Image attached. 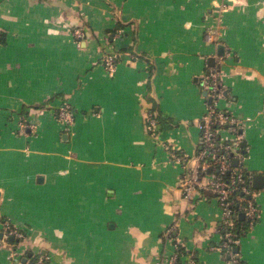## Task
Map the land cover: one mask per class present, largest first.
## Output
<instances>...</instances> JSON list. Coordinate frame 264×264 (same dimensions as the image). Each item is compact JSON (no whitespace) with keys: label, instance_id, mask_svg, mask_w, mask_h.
I'll use <instances>...</instances> for the list:
<instances>
[{"label":"crops","instance_id":"0c3cea01","mask_svg":"<svg viewBox=\"0 0 264 264\" xmlns=\"http://www.w3.org/2000/svg\"><path fill=\"white\" fill-rule=\"evenodd\" d=\"M223 1L0 0V264H226L215 196L178 185L217 69V105L242 121L244 168L262 176L240 262L264 264V0ZM4 219L24 235L10 241Z\"/></svg>","mask_w":264,"mask_h":264},{"label":"built area","instance_id":"2783aa9c","mask_svg":"<svg viewBox=\"0 0 264 264\" xmlns=\"http://www.w3.org/2000/svg\"><path fill=\"white\" fill-rule=\"evenodd\" d=\"M223 9H226V4L222 0L220 10ZM77 33L81 35V32ZM206 37L216 42L217 28L209 30ZM116 55L108 53L103 57V64L110 75L115 71ZM201 85L210 101L198 121L200 140L197 154L193 157L194 164L190 169H185L178 185L182 196L188 201L201 192H210L215 196L221 211V234L220 242L212 248L222 254L226 264H241L234 232L236 219L243 214L249 227H252L260 216L257 192L252 184L253 175L244 168V154L240 151L242 121L227 109L217 107L218 101L225 97L218 69L203 76ZM74 114V109L66 101L56 110L57 120L65 125L73 122ZM149 122V127H154L155 120L152 117ZM223 129L230 132L232 137L222 136ZM20 131H24V126H21ZM175 157L177 160L182 159L181 155ZM3 228L5 237L12 235L21 238L24 235L9 219L3 220ZM1 244L0 241V246ZM174 259L171 256L168 263L172 264ZM38 264L41 263L38 261ZM188 264L195 262L189 258Z\"/></svg>","mask_w":264,"mask_h":264},{"label":"trees","instance_id":"16d2710c","mask_svg":"<svg viewBox=\"0 0 264 264\" xmlns=\"http://www.w3.org/2000/svg\"><path fill=\"white\" fill-rule=\"evenodd\" d=\"M3 40V36L1 35L0 32V42ZM205 91V90H204ZM250 229L249 227V223L247 222L246 219L244 218H237L236 222H235V228H234V232L236 233L235 237H236V246H238V242L240 237L245 234L248 230Z\"/></svg>","mask_w":264,"mask_h":264},{"label":"water","instance_id":"95a60500","mask_svg":"<svg viewBox=\"0 0 264 264\" xmlns=\"http://www.w3.org/2000/svg\"><path fill=\"white\" fill-rule=\"evenodd\" d=\"M218 53H219V54H223V53H224V47H223L222 44H219V45H218ZM209 61H210V63L212 64V63H213V58H212V57L209 58ZM204 92H205V91H204ZM205 93H206V92H205ZM209 101H210V98H209ZM234 162L236 163V160H234ZM253 178H254V185H255V186H260V185L262 184V182L258 183V180H262V176H261V175H259V174H258V175L255 174V175L253 176ZM239 217L243 218V214H240ZM12 239H13V237L10 236V237H9V240L11 241ZM236 249L238 250V247H236Z\"/></svg>","mask_w":264,"mask_h":264},{"label":"rangeland","instance_id":"374dc122","mask_svg":"<svg viewBox=\"0 0 264 264\" xmlns=\"http://www.w3.org/2000/svg\"><path fill=\"white\" fill-rule=\"evenodd\" d=\"M218 108H221L219 105H217ZM62 125L65 126V124L61 123ZM223 134L226 135L227 138H231L232 134L230 132H228L227 130L223 129Z\"/></svg>","mask_w":264,"mask_h":264}]
</instances>
